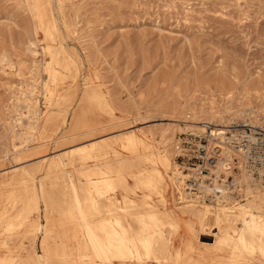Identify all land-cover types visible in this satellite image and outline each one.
<instances>
[{"label": "rangeland", "instance_id": "374dc122", "mask_svg": "<svg viewBox=\"0 0 264 264\" xmlns=\"http://www.w3.org/2000/svg\"><path fill=\"white\" fill-rule=\"evenodd\" d=\"M45 4L55 24L47 31L40 22ZM45 47L60 50L73 69L69 82L58 86L69 105L45 103L43 85L54 87ZM23 98L39 107V122L32 141L14 142L15 153L11 131L22 133L28 123ZM77 113L82 119L74 124ZM88 129L95 131L82 135ZM216 130L236 148H229L231 162L216 148L224 145L212 135ZM127 132L139 136V146L99 151L106 174L96 173L95 152L71 160L72 169L87 172L94 184L83 181L84 198L94 203L96 188L107 190L108 174L110 188H123L127 172L159 166L177 228L148 225L138 209L113 215L101 204L92 219L84 211L114 264L147 262L145 246L163 245L190 250L204 264H264L254 249L236 243L232 229L240 224L222 223L235 247L225 255L212 215L193 225L179 217L192 189L198 206H249L264 220V0H0V264H36L25 255L43 256L41 264H101L77 253L80 230L73 220L49 214L37 191L17 186L26 179L38 186L57 153L100 140L111 145ZM158 153L168 158V170L151 158ZM37 165L36 175L24 174ZM242 171L251 175L249 182ZM250 186L253 196L246 192ZM40 225L52 229L40 231ZM123 248L131 253L123 255ZM10 251L21 255H2Z\"/></svg>", "mask_w": 264, "mask_h": 264}, {"label": "bare ground", "instance_id": "6f19581e", "mask_svg": "<svg viewBox=\"0 0 264 264\" xmlns=\"http://www.w3.org/2000/svg\"><path fill=\"white\" fill-rule=\"evenodd\" d=\"M48 11L49 4H45V6L41 8L40 11V22L45 31L49 29L50 25H52L53 28L55 26L53 19L48 15ZM49 36L51 41L54 43L53 34L50 33ZM44 51L50 60L45 68V71L50 79V82L54 86L51 88L47 84L43 85L42 89L44 90L45 103L50 106L69 105L71 103V99L61 95V92L58 91V86L62 83L69 82V80L74 76L73 69L69 65L70 62L68 63L66 61V57H64L61 51L58 49L45 47ZM55 67H59L60 72L58 71L57 73H54ZM20 101L27 109V115L24 117L28 120V123L22 133H16L14 129L11 131V146L13 147L15 153L18 152L19 147L16 146L14 142L32 141L35 137L34 134L37 132L36 128L39 122V107H37V105H32L30 100L26 98H23ZM189 114V118L195 120V110H189ZM81 119V113H77L74 118V124L80 123ZM82 124L85 127H91L93 122L85 121ZM199 130L201 132L205 131L204 127L202 126L199 127ZM94 131V129H88L86 132L82 133V135L91 136ZM212 135L219 139L221 144L222 142L224 143V147L216 145V148L219 149L218 151L222 156H224L225 159L231 162L232 151L236 148L232 146L230 147V144L227 146L229 142L225 143V132L216 130L215 132H212ZM139 143L138 135L132 132H127L120 135V141H114L111 145H108L103 140H100L69 149L65 152L57 153L48 161L45 175L42 177L38 186H34L32 183L30 184V182L33 181L26 179L25 182H20L17 188L23 186L25 187V185L30 186L31 191L34 190L32 193L37 191L41 195L45 209L49 212V214H56L60 218H66L74 221L75 226L80 230L78 241L80 243V247L77 251L80 256L93 255L94 258H96L101 264H114L110 256V252L103 242V237L100 230L94 222L88 223L86 219L87 216H85L84 211H86L88 216L92 219L95 217L96 210L101 204L105 206V208L113 215H117L118 213H126L132 209H138L141 210V213L144 215V222L146 224L158 228V223L160 227L166 226L175 230L177 228V222L174 216H172L167 209L168 199L167 193L163 188L160 167L146 166L127 172L124 175L123 188H110L109 185L112 184V182L111 176L108 174L106 175L108 177L107 190L99 191V189L96 188V201L94 203H88L83 196L82 187L83 181L89 182L88 173L85 171L78 172L72 169L74 164L71 160L74 159L75 155H85L88 152H95L92 160L97 164L96 173L99 172L106 174L105 171H108L107 166L105 167V171L100 170V166L102 165L100 153L104 148H108V153L116 154L118 147L122 149L135 150L138 148ZM229 148L232 151H230ZM237 153L240 156H244L245 154L242 149H239ZM151 158H154L161 165V167H163V169L168 170L170 168V162L166 156L159 154L156 158L151 155ZM244 158V160L248 159L246 158V155ZM83 161L84 160H82V162ZM38 169L39 165L30 169H26L24 174L26 176H34L37 174ZM176 173L177 174H175V177L180 176L182 178L178 171ZM241 175L243 179L246 180V183L249 182L247 179H250L251 175L243 171ZM91 184L94 185L93 183ZM199 187L202 190L208 189L203 182H201ZM222 187L223 186L217 182L215 183V189H218L219 192L224 193V189ZM251 187L252 186L248 187L246 192L247 194L253 196L251 193ZM186 194L189 195L188 200L181 202L182 204H185V206L179 208V217H182L193 225L197 223V217L205 220L208 216L212 215L215 221V229L217 233L222 234L223 237V241L218 246V250L221 254L230 255L235 249L234 245L228 239L229 233L222 229V223L229 221L230 224H232V226L235 228L237 224H240V228L232 229V233L234 236H236V243H244L248 247L254 249L256 254H258V256L264 262V239L258 238L260 235L264 234V220L257 217L249 206L234 205L231 208H227V205H221L218 204V202H216L211 208L208 206H198L196 203L198 198H195L196 194L192 192V189H190V191H188ZM202 207L204 209L202 211L200 210L201 213L197 214L195 212L196 208ZM233 221H235V223H233ZM50 229H52L51 225H40V231H49ZM63 250L67 255H72L74 252V249L65 242L63 243ZM120 252L125 256L131 253L130 249L128 248L120 249ZM2 255L20 256L21 254L19 252L10 251L3 253ZM25 257L35 261L36 264H41L44 262L43 256L25 255ZM145 259H147V262L137 261V263L204 264L196 259L190 250L186 252L173 251L170 245L158 247L145 246Z\"/></svg>", "mask_w": 264, "mask_h": 264}]
</instances>
